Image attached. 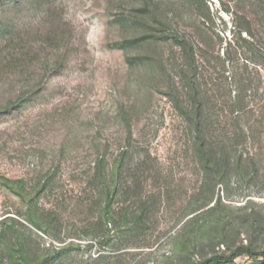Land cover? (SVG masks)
<instances>
[{"label":"rangeland","instance_id":"obj_1","mask_svg":"<svg viewBox=\"0 0 264 264\" xmlns=\"http://www.w3.org/2000/svg\"><path fill=\"white\" fill-rule=\"evenodd\" d=\"M244 1L0 0V264H23L25 251L32 264H202L240 245L264 251V132L237 141L234 153L254 164L228 170L199 206L165 75H177L185 37L214 88L215 50L247 48L233 30ZM257 70L246 68L256 79L247 100L264 93ZM99 158L104 173L121 163L113 183L107 174L105 223ZM131 175L138 186L112 191Z\"/></svg>","mask_w":264,"mask_h":264},{"label":"trees","instance_id":"obj_2","mask_svg":"<svg viewBox=\"0 0 264 264\" xmlns=\"http://www.w3.org/2000/svg\"><path fill=\"white\" fill-rule=\"evenodd\" d=\"M238 11L241 22L237 24L234 18L236 24L233 30L238 36L237 40L242 41L247 48H224L221 54L219 50H215L212 57L215 64L212 70L216 73L215 69L218 68L219 73L214 77L216 80L213 84L214 88L208 87L211 78L208 80L203 74V64L207 62L205 56L192 48V44L185 37L179 41L181 48H179L180 64L177 75L172 76L170 71L165 70L169 83L168 95L189 134L188 149L197 167V177L201 182L197 191H201L203 195L199 206L208 202L216 185L228 170L237 169L242 160H249L254 164L252 156L243 152L234 153L232 147L237 145V141L241 138H249V133L257 128H260V132H264V93L255 101L246 99V92L252 89L249 87L256 80L246 71L249 64L263 72L264 80V0H245ZM234 15L237 18V14L234 13ZM243 33L244 36H242ZM234 63L241 66L240 70L236 66L233 67ZM229 65L232 66L230 71L226 70ZM258 70L257 77L260 83L261 77ZM226 71L227 76H225ZM221 89L225 90V94H219ZM40 91H42V85L34 93ZM25 100H17V104ZM214 113L216 115H213ZM243 117H246V120L242 121ZM215 126L220 134H215ZM126 153L121 151L120 154L123 156ZM102 163V159L96 160L94 172L100 178L103 198L102 220L105 223L109 221V215L112 212L110 183L114 182V175L120 173L121 163L110 166L108 173H110L111 181L107 180L108 173H104L105 167ZM138 182L137 178L131 175V178L123 183L124 187L122 183L115 182L112 191L117 192L121 187L125 191L135 188ZM141 206L142 215L147 212V202L142 201ZM240 255L250 258L261 257L260 261L264 262V251L256 252L247 246L240 245L229 254H213L202 264H233L234 259ZM22 259L23 264H32L26 251L22 254Z\"/></svg>","mask_w":264,"mask_h":264}]
</instances>
